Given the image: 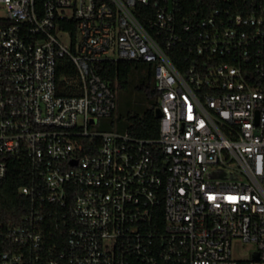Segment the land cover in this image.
I'll list each match as a JSON object with an SVG mask.
<instances>
[{
  "label": "built area",
  "instance_id": "1",
  "mask_svg": "<svg viewBox=\"0 0 264 264\" xmlns=\"http://www.w3.org/2000/svg\"><path fill=\"white\" fill-rule=\"evenodd\" d=\"M184 1L0 0V179L31 200L0 264H264V0ZM118 59L153 66L158 137L101 126Z\"/></svg>",
  "mask_w": 264,
  "mask_h": 264
},
{
  "label": "trees",
  "instance_id": "2",
  "mask_svg": "<svg viewBox=\"0 0 264 264\" xmlns=\"http://www.w3.org/2000/svg\"><path fill=\"white\" fill-rule=\"evenodd\" d=\"M184 2L185 11L204 4V0H191V5L187 1ZM174 59L180 63V58ZM96 69L114 91L119 89L134 92L138 96L136 110L134 113H127L118 130L141 138L158 137L160 120L156 116V108L159 104V92L153 66L146 62L118 59L99 61L96 63ZM57 79L60 94L73 95L80 92L77 86V69L68 56L58 60ZM120 117L123 119L124 114ZM26 171V165L14 161L8 176L0 179V223L4 225L19 224L23 216L30 211L31 200L20 191V187L27 183L24 176ZM57 236V233L51 234L47 230L46 246H51Z\"/></svg>",
  "mask_w": 264,
  "mask_h": 264
},
{
  "label": "rangeland",
  "instance_id": "3",
  "mask_svg": "<svg viewBox=\"0 0 264 264\" xmlns=\"http://www.w3.org/2000/svg\"><path fill=\"white\" fill-rule=\"evenodd\" d=\"M4 13V12H3ZM115 99H116V108L112 116L101 119V126L106 129H118L121 123L125 121L127 113H134L137 108L138 96L134 92H125L122 90H115ZM124 114V118L121 119L120 115ZM253 244H247L242 241L238 243V246L235 247V253L237 251L240 253L246 252L248 249H254Z\"/></svg>",
  "mask_w": 264,
  "mask_h": 264
},
{
  "label": "water",
  "instance_id": "4",
  "mask_svg": "<svg viewBox=\"0 0 264 264\" xmlns=\"http://www.w3.org/2000/svg\"><path fill=\"white\" fill-rule=\"evenodd\" d=\"M156 116L160 117L161 116V110L160 108H156Z\"/></svg>",
  "mask_w": 264,
  "mask_h": 264
}]
</instances>
